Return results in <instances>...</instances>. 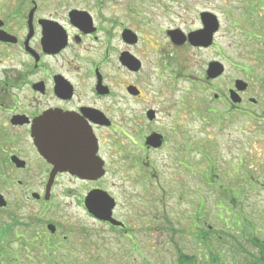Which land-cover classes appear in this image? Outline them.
Segmentation results:
<instances>
[{"label": "flooded vegetation", "instance_id": "1", "mask_svg": "<svg viewBox=\"0 0 264 264\" xmlns=\"http://www.w3.org/2000/svg\"><path fill=\"white\" fill-rule=\"evenodd\" d=\"M62 3L63 0L60 6ZM91 6L94 14L91 10L68 7L63 12L39 16L40 6L35 0H0V203H4L0 205V238L5 244L10 243L12 233V239L21 238L19 245L25 247L30 258V243L45 244L49 257H58L56 252L68 258L82 257L76 254L79 249L85 251L83 258L96 257L100 250L107 252L98 249L94 256L87 254L90 243L83 230L81 233L86 237L78 241L80 245L70 241L69 234L63 233L58 223L64 217L53 213L63 203L79 209L97 224L116 229L122 239L130 237L132 224L139 220V210H131L124 218L116 214L117 199L104 185L108 177L121 174L131 187L145 186L142 201L145 199L147 211L143 217L151 223L163 220L164 229L169 227L174 234L175 224L167 217L174 209L177 218L191 223L201 238V229L208 220L203 219L197 196H203L204 185L214 194L212 185L228 186L232 180L228 170L233 158L227 161L229 169L217 168L224 161L219 160L217 141L209 132V128L219 131L223 127L216 124L220 121L219 111L198 113L201 120L206 121L208 116L210 122L203 125L206 129L192 133L187 123L188 110L196 109L189 107L188 93L185 92L186 97H178L177 102L167 103L143 92L142 82L149 78L137 76L143 69V60L137 52L139 34L121 21L105 16L100 6L94 3ZM72 10L85 12L81 14L83 20L71 18ZM125 30L131 31V42L125 40ZM125 53L133 60V69L122 61ZM111 67L122 75L123 71L130 75L129 83L125 84L123 77L109 75L106 69ZM198 80L206 91L209 86L214 89L218 79ZM236 80L232 81L233 88L226 90L227 94L213 92L212 101L226 104L227 116L235 112L250 115L245 101H257L253 102L249 95L248 85L238 89L239 102L232 103L229 99V91L237 89ZM197 101L202 105L206 100L200 97ZM125 111L129 113L127 116ZM194 154L199 157L196 165L192 162ZM204 160L206 173L202 168ZM218 172L224 184L217 178ZM189 174L198 177L196 188L188 184ZM248 178L239 182L246 185ZM91 192H105L115 200L111 217L120 226L90 213L85 199ZM126 194L135 201L133 192ZM189 194L195 197L193 212L187 211ZM29 203L36 207V215L25 221L19 219V211ZM11 222L33 233L30 236L17 233L8 224ZM119 250V254L128 258L139 256L138 242L133 239L121 241ZM18 254L28 257L23 251Z\"/></svg>", "mask_w": 264, "mask_h": 264}, {"label": "rangeland", "instance_id": "2", "mask_svg": "<svg viewBox=\"0 0 264 264\" xmlns=\"http://www.w3.org/2000/svg\"><path fill=\"white\" fill-rule=\"evenodd\" d=\"M35 1L40 6L39 16L63 12L68 7L91 10L93 13L91 5L94 3L100 6V11L105 16L134 29L140 36L137 52L139 51L143 60V69L137 76L141 79L149 78V81L142 82L143 92H149L153 97L166 100L167 103L177 102V98L186 97L187 92L189 107L196 109L195 112L188 110L187 123L192 133L200 128L206 129L210 122L206 115L204 116L207 120H201L198 113L208 115L211 114L208 110L219 111L220 121L216 124H221L222 129L217 131L216 128H209L213 139L217 141L219 160L224 161L219 162L217 168L221 171L229 169L227 161L233 158L230 162L233 164L228 170L232 179L230 184L221 186L215 183L212 185L214 194L204 185L203 196H197L203 219L208 220L202 228V238L191 223L185 224L177 218L174 209L167 215L175 224L173 230L177 232L174 234L169 231V227L168 230L164 229L165 221L160 220L161 222L153 224L144 218L147 211L144 206L145 199L142 201L146 192L145 186L139 184L131 187L121 174L108 177L104 185L117 199L115 212L120 218L128 216L131 210H139V220L132 224L133 233L129 238L122 239L116 229H109L89 220L79 209L67 203H63L60 210L52 209L51 212L54 210L56 216L64 217L63 222L58 220V223L60 222L62 232L69 234L73 244L80 245L78 241L87 235L86 241L90 243L87 254L94 256L98 249L107 251L103 253L100 250V255L96 257L83 258L85 251L79 249L76 254L82 257H74L75 264H180L179 253L195 255L196 264H251L257 257H261L257 247L258 241L264 238V1L63 0L62 6L61 0ZM201 11L215 14L219 21L213 45L196 49L187 44H173L167 31L179 29L187 33L198 29ZM213 60L221 62L225 72L214 82V89L209 86V89L204 91V85L198 79H206L207 64ZM106 72L112 77H123L125 84L130 81L127 78L130 75L127 76L124 71L122 75L114 67L107 68ZM234 79L245 81L249 86V95L257 101H245V106L250 108V115L235 112L227 116L224 113L229 109L228 106L212 101V93L227 94L226 90L233 88ZM200 97L207 102L202 101L200 105V101H197ZM124 113L126 116L129 114L128 111ZM122 124L130 125L128 122ZM127 147L130 148L131 145L127 144ZM193 157L195 159L192 162L196 165L199 157L196 154ZM215 157L217 158L216 153ZM206 167L204 160L202 168L205 173ZM162 173L165 177L166 171ZM217 174V178L224 184L222 174ZM244 177H249L246 185L239 182L243 181ZM121 178H124V181ZM164 180L163 178L161 182ZM186 180L194 188L199 184L196 174H189ZM61 183L71 184L65 181ZM238 184L242 185L241 188ZM131 192L134 193L135 201L126 196V193ZM187 199V211L193 212L195 197L189 194ZM168 202L166 199V203ZM36 210V207L29 203L24 210L19 211V219L25 221L32 218L36 215ZM6 212L7 210L3 212L4 216H7ZM46 214L49 213L46 211ZM8 224L17 233H26L28 236L33 233V230L17 227L16 222ZM81 230L86 232L85 235ZM13 237L12 233L10 243L5 244L6 251L11 255L22 252L18 249L23 240L19 237L12 239ZM132 239L138 242L139 248V256L133 259L119 254L120 242H131ZM33 245L37 246L30 250ZM98 245L100 248H95ZM41 247L38 243H30L29 255L36 260L35 264H51L50 258L54 256L49 257L42 253ZM23 252L28 256L26 250ZM56 254L60 258L66 257L57 252Z\"/></svg>", "mask_w": 264, "mask_h": 264}, {"label": "water", "instance_id": "3", "mask_svg": "<svg viewBox=\"0 0 264 264\" xmlns=\"http://www.w3.org/2000/svg\"><path fill=\"white\" fill-rule=\"evenodd\" d=\"M84 12H79V11H72L70 13L71 18L74 20H83L81 17V14ZM201 21L203 24V28L199 29L197 31H193L188 33L186 36L182 33H180L179 30H173L169 31L168 34L171 37V40L173 43L177 45H181L185 42V40H188V42L195 47H208L212 44V39H213V34L217 31L218 29V22L215 18L214 15L204 12L201 14ZM85 22V20H84ZM124 38L126 40L132 41L131 37V32L129 30H126L124 32ZM127 54L125 53L123 55V62L128 66L130 69H133L134 62L132 59L128 58L126 56ZM137 68V67H135ZM224 72L223 65L219 62L212 61L208 64V68L206 70L207 78L208 79H214L217 78L218 76L222 75ZM235 86L239 90H243L246 87V84L241 81L237 80L235 82ZM230 99L232 102L236 103L240 101V98L238 96V93L235 91L230 92ZM255 100L253 99V102ZM48 151H51V148H47ZM4 203H0V205H3ZM85 204L90 211L95 217L108 221L109 223L113 225H120L121 223L116 221L111 217V211L115 206V202L113 198H111L108 194L105 192H91L85 199Z\"/></svg>", "mask_w": 264, "mask_h": 264}, {"label": "trees", "instance_id": "4", "mask_svg": "<svg viewBox=\"0 0 264 264\" xmlns=\"http://www.w3.org/2000/svg\"><path fill=\"white\" fill-rule=\"evenodd\" d=\"M203 228V227H202ZM202 231V229H201ZM203 237V234H202ZM258 250L260 251V256L257 257L251 264H264V238L259 242L258 241ZM4 240L0 238V264H35L36 260L34 258L28 257H22L21 254L15 253V255L9 254V252L6 251ZM42 253H45V251H49L47 249L48 247L45 244L41 245ZM180 256V264H196V256L195 255H188L186 253H179ZM51 264H75L74 258H60V257H54L50 258ZM218 262V260H216ZM222 263V262H221ZM220 264V262H219Z\"/></svg>", "mask_w": 264, "mask_h": 264}]
</instances>
